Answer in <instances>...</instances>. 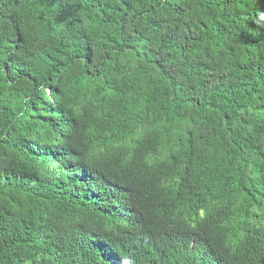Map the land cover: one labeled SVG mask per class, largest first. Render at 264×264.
I'll list each match as a JSON object with an SVG mask.
<instances>
[{"label": "trees", "instance_id": "obj_1", "mask_svg": "<svg viewBox=\"0 0 264 264\" xmlns=\"http://www.w3.org/2000/svg\"><path fill=\"white\" fill-rule=\"evenodd\" d=\"M110 249L264 264V0H0V264Z\"/></svg>", "mask_w": 264, "mask_h": 264}, {"label": "clouds", "instance_id": "obj_2", "mask_svg": "<svg viewBox=\"0 0 264 264\" xmlns=\"http://www.w3.org/2000/svg\"><path fill=\"white\" fill-rule=\"evenodd\" d=\"M190 244H191V247L193 248L198 246L202 251L208 252L210 250V246L207 244V242L199 236L192 238ZM106 257H108L111 264H137L135 257H133L131 253H129L128 256L125 254L124 256L117 257L113 253L112 249H110ZM157 263L164 264L162 258L157 259Z\"/></svg>", "mask_w": 264, "mask_h": 264}]
</instances>
